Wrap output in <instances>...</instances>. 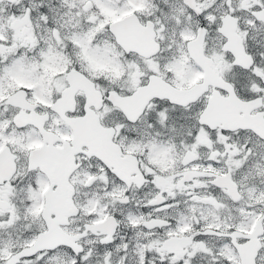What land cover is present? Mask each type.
Here are the masks:
<instances>
[{"label":"snow or ice","instance_id":"6c2138e0","mask_svg":"<svg viewBox=\"0 0 264 264\" xmlns=\"http://www.w3.org/2000/svg\"><path fill=\"white\" fill-rule=\"evenodd\" d=\"M0 264H264V0H0Z\"/></svg>","mask_w":264,"mask_h":264}]
</instances>
